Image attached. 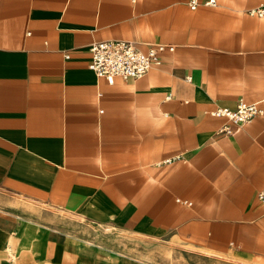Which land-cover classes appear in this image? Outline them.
Segmentation results:
<instances>
[{
  "label": "crops",
  "instance_id": "1",
  "mask_svg": "<svg viewBox=\"0 0 264 264\" xmlns=\"http://www.w3.org/2000/svg\"><path fill=\"white\" fill-rule=\"evenodd\" d=\"M204 1L0 0V264H144L92 227L264 264V115H211L264 98V0ZM105 40L173 50L110 82Z\"/></svg>",
  "mask_w": 264,
  "mask_h": 264
},
{
  "label": "built area",
  "instance_id": "2",
  "mask_svg": "<svg viewBox=\"0 0 264 264\" xmlns=\"http://www.w3.org/2000/svg\"><path fill=\"white\" fill-rule=\"evenodd\" d=\"M190 9H195L200 0H185ZM204 5L215 6L216 0H205ZM250 14L262 17L264 6L251 10ZM172 46H152L146 53L141 52L133 42L126 40H105L94 42L89 47L90 62L88 67L97 77L112 81L114 78L123 80L143 77L150 69L161 64L160 53ZM211 115L226 118L227 123L218 129V134L231 135L237 128L250 123L257 116L264 115V98L252 103L238 100L233 109L217 108ZM170 162V161H168ZM259 202L264 204V188L257 194Z\"/></svg>",
  "mask_w": 264,
  "mask_h": 264
},
{
  "label": "rangeland",
  "instance_id": "3",
  "mask_svg": "<svg viewBox=\"0 0 264 264\" xmlns=\"http://www.w3.org/2000/svg\"><path fill=\"white\" fill-rule=\"evenodd\" d=\"M8 208L34 210L18 199H5ZM63 213H61L62 216ZM65 215V214H63ZM62 218V217H61ZM80 234L88 237L92 244H102L128 258H136L144 264H249L224 256L198 253L187 250L180 252L174 245L165 244L144 237H134L113 231L106 227H92Z\"/></svg>",
  "mask_w": 264,
  "mask_h": 264
}]
</instances>
